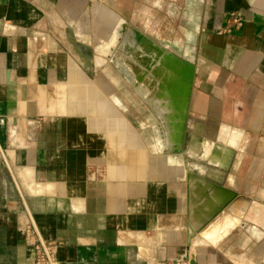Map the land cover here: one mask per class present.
Returning a JSON list of instances; mask_svg holds the SVG:
<instances>
[{
    "label": "crops",
    "instance_id": "1",
    "mask_svg": "<svg viewBox=\"0 0 264 264\" xmlns=\"http://www.w3.org/2000/svg\"><path fill=\"white\" fill-rule=\"evenodd\" d=\"M29 225L61 264H264V0H0V264Z\"/></svg>",
    "mask_w": 264,
    "mask_h": 264
},
{
    "label": "built area",
    "instance_id": "2",
    "mask_svg": "<svg viewBox=\"0 0 264 264\" xmlns=\"http://www.w3.org/2000/svg\"><path fill=\"white\" fill-rule=\"evenodd\" d=\"M232 22L236 27L240 25L239 20L233 19ZM26 237L30 242L34 250V262L35 264H61L55 259V252L57 245L54 242H46L42 240L36 233L34 227L29 225L25 228ZM163 264H195L193 260L184 254L172 261L165 262Z\"/></svg>",
    "mask_w": 264,
    "mask_h": 264
},
{
    "label": "water",
    "instance_id": "3",
    "mask_svg": "<svg viewBox=\"0 0 264 264\" xmlns=\"http://www.w3.org/2000/svg\"><path fill=\"white\" fill-rule=\"evenodd\" d=\"M190 78H191L190 72L184 73V75H183V86H182V96H188V94H189Z\"/></svg>",
    "mask_w": 264,
    "mask_h": 264
}]
</instances>
